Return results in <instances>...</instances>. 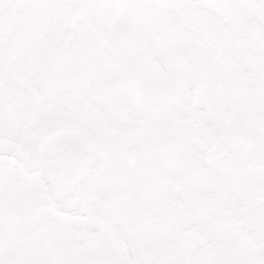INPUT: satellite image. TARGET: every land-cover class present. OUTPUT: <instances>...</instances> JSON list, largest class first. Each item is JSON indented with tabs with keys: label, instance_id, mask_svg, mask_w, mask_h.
<instances>
[{
	"label": "snow or ice",
	"instance_id": "obj_1",
	"mask_svg": "<svg viewBox=\"0 0 264 264\" xmlns=\"http://www.w3.org/2000/svg\"><path fill=\"white\" fill-rule=\"evenodd\" d=\"M0 264H264V0H0Z\"/></svg>",
	"mask_w": 264,
	"mask_h": 264
}]
</instances>
